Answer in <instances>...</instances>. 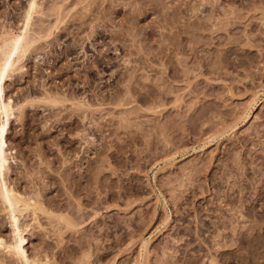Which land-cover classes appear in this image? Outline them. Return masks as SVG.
<instances>
[{
  "label": "rangeland",
  "instance_id": "rangeland-1",
  "mask_svg": "<svg viewBox=\"0 0 264 264\" xmlns=\"http://www.w3.org/2000/svg\"><path fill=\"white\" fill-rule=\"evenodd\" d=\"M39 2L42 38L7 86L25 102L8 178L43 209L21 220L29 254L264 264V0ZM28 3L0 0V33Z\"/></svg>",
  "mask_w": 264,
  "mask_h": 264
},
{
  "label": "bare ground",
  "instance_id": "bare-ground-1",
  "mask_svg": "<svg viewBox=\"0 0 264 264\" xmlns=\"http://www.w3.org/2000/svg\"><path fill=\"white\" fill-rule=\"evenodd\" d=\"M39 8V0H29L22 27L18 31L10 28L0 33V200L12 227L10 240L0 235V252L12 256L20 264H50L49 259L29 254L26 234L30 224H22L21 221L26 212H31L33 221L38 222V212L43 211L42 206L38 200L27 197L16 189L8 178L11 159L14 158L10 151L9 133L13 119L19 116L16 115L15 109L18 106V111L22 110L25 102H21L22 105L16 104V101L7 95V86L16 74L24 70V59L42 38L35 36L37 30L33 28L36 22L35 13ZM43 100L58 104L55 97H46Z\"/></svg>",
  "mask_w": 264,
  "mask_h": 264
}]
</instances>
